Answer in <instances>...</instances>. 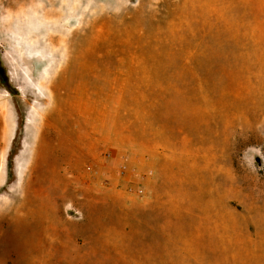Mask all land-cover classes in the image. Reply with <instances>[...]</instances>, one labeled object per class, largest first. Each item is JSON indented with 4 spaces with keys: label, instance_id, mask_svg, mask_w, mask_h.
Returning <instances> with one entry per match:
<instances>
[{
    "label": "rangeland",
    "instance_id": "374dc122",
    "mask_svg": "<svg viewBox=\"0 0 264 264\" xmlns=\"http://www.w3.org/2000/svg\"><path fill=\"white\" fill-rule=\"evenodd\" d=\"M16 1L0 264H264V0Z\"/></svg>",
    "mask_w": 264,
    "mask_h": 264
},
{
    "label": "bare ground",
    "instance_id": "6f19581e",
    "mask_svg": "<svg viewBox=\"0 0 264 264\" xmlns=\"http://www.w3.org/2000/svg\"><path fill=\"white\" fill-rule=\"evenodd\" d=\"M20 1L21 0H17L15 3L13 2V4L15 5L17 3H20ZM43 142L44 141H42V139H41V142H39L38 147H37V152H36L37 154H36V158H35V161H36L35 168H37V170H39L41 172V174H42V171L45 167V164H44L45 163V146H44ZM45 168H48V167H45ZM46 172L49 173L48 170ZM21 175H22V171L18 172V174H17L18 178H21ZM32 184L33 183H30V186H29L30 188H32Z\"/></svg>",
    "mask_w": 264,
    "mask_h": 264
},
{
    "label": "built area",
    "instance_id": "2783aa9c",
    "mask_svg": "<svg viewBox=\"0 0 264 264\" xmlns=\"http://www.w3.org/2000/svg\"><path fill=\"white\" fill-rule=\"evenodd\" d=\"M119 171H120L121 174L125 175L126 173H128L130 171V168L128 167V165L123 164V165L120 166ZM150 174H152V171H148L146 174H144L142 176V179H147ZM142 193H143V190L141 188H138L137 194L140 195Z\"/></svg>",
    "mask_w": 264,
    "mask_h": 264
},
{
    "label": "trees",
    "instance_id": "16d2710c",
    "mask_svg": "<svg viewBox=\"0 0 264 264\" xmlns=\"http://www.w3.org/2000/svg\"><path fill=\"white\" fill-rule=\"evenodd\" d=\"M230 3V2H229Z\"/></svg>",
    "mask_w": 264,
    "mask_h": 264
}]
</instances>
